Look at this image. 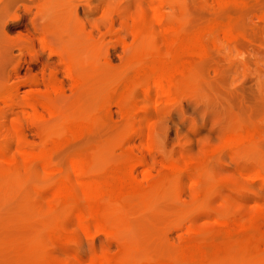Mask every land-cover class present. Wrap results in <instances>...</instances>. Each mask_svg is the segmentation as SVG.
<instances>
[{
	"label": "rangeland",
	"instance_id": "rangeland-1",
	"mask_svg": "<svg viewBox=\"0 0 264 264\" xmlns=\"http://www.w3.org/2000/svg\"><path fill=\"white\" fill-rule=\"evenodd\" d=\"M263 245L264 0H0V264H264Z\"/></svg>",
	"mask_w": 264,
	"mask_h": 264
},
{
	"label": "bare ground",
	"instance_id": "bare-ground-1",
	"mask_svg": "<svg viewBox=\"0 0 264 264\" xmlns=\"http://www.w3.org/2000/svg\"><path fill=\"white\" fill-rule=\"evenodd\" d=\"M157 1H158V0H157ZM160 3H161V2H160ZM211 27H212V26H211ZM180 28H181V27H180ZM172 29H173V28H172ZM232 29H233V28H232ZM169 30H171V29H169ZM173 30H174V31H172V32L174 33L176 40H178V41H180V42L186 40V39H185L186 36H184L183 33H182L181 31H178V30H175V29H173ZM233 30H234V29H233ZM204 31H205V30H204ZM239 31H240V30H239ZM172 32H171V34H172ZM183 32H184V31H183ZM212 32H213V31H212ZM215 32H216V31H215ZM215 32H214V33H215ZM214 33H212V34H214ZM222 33H223V32H222ZM172 35H173V34H172ZM172 35H171V36H172ZM208 35H209V33H208ZM225 35H226V34H225ZM217 37H218V36H217ZM170 39H171V38H170ZM201 39H202V37H201ZM219 39H220V37H219ZM148 40H149V39H148ZM171 40H172V39H171ZM187 40H188V39H187ZM172 41H173V40H172ZM194 41H195V40H194ZM222 41H223V40H222ZM168 42H169V41H168ZM191 42H192V41H191ZM195 42H196V41H195ZM174 43H175V42H174ZM174 43H172L171 46H173ZM192 43H193V42H192ZM190 44H191V43H190ZM197 44H199V42H198ZM200 44H201V43H200ZM200 44H199V47H200L201 50H202V49H203V48H202L203 46H202V44H201V45H200ZM222 44H223V43H222ZM177 45H178V44H177ZM179 45H181V44H179ZM187 45H188V44H187ZM175 46H176V45H175ZM175 46H174V47H175ZM183 46H184V45H183ZM185 46H186V45H185ZM201 46H202V47H201ZM151 47H152V46H151ZM196 47H197V45H196ZM196 47H191V49L193 48V51H194L195 49H198V48H196ZM176 48H177V47H176ZM151 49H153V47H152ZM154 49H155V48H154ZM185 49H186V47H185ZM191 49H190L189 53L192 51ZM179 50H180V49H179ZM188 50H189V49H188ZM203 50H204V49H203ZM155 51H156V50H155ZM193 51H192V54L190 53L191 55H193V53H195V52H193ZM207 51H208V50H207ZM202 52H205V51H202ZM190 54H189V55H190ZM168 55H169V54L162 55V56H168ZM196 55H197V51H196V54H194L193 56H196ZM197 57H198V55H197ZM199 58H200V57H199ZM159 60H160V59H159ZM161 61H162V60H161ZM184 62H185V61H184ZM168 64H169V63H168ZM170 64H171V63H170ZM175 65H176V64H175ZM175 65H174V66H175ZM180 65H181V64H180ZM174 66H173V67H174ZM156 67H157V66H156ZM173 67H172L171 69H173ZM149 69L151 70V68H149ZM153 69H154V72H155V69H156V68H153ZM165 69H166V68H165ZM168 69H169V68H168ZM187 69H188V68H187ZM157 70H158V69H157ZM157 70H156V71H157ZM176 70H178V69H176ZM167 71L171 74V75L168 74L169 76H172V75H173V74L170 72L171 70H167ZM181 71H182V70H180V69H179L178 71H175V70H174V73L176 74V72H177V74L182 75V72H181ZM191 71H192V70H191ZM157 72L159 73V71H157ZM179 72H181V73H179ZM198 72H199V71H198ZM152 73H153V72H152ZM155 74H156V73H155ZM155 74H153V76H155V77L157 78V76H156L157 74H156V75H155ZM188 74H189V73H188ZM159 76H160V75H159ZM159 76H158V77H159ZM160 77H161V76H160ZM160 77H159V78H160ZM201 77H202V76H201ZM162 78H163V77H162ZM166 79H167V81H165V83H166V82H168L169 84L172 83V82L168 81L169 79L167 78V75H166ZM166 79L164 78L163 80H166ZM193 79H194V78H193ZM152 80H153V82H154L155 85H158V86L153 85L154 87H156L155 89H157V87H158L159 90H160V92H161L160 95L165 96V98H167V94H166V93L168 92V89H169V86H170V85H169V84H168V85L166 84L167 92L165 93V91H164V93H163L162 91H163L164 89L162 90V87H161L162 85L160 86V84H158V82H157V84L155 83V81H156V80L158 81L159 79L157 78V79L154 80V79L152 78L151 81H152ZM75 81H76V80H75ZM195 82H196V81H195ZM159 83H161V82H159ZM152 84H153V83H152ZM94 85H95V84H94ZM171 85H172V84H171ZM90 86H91V85H90ZM96 86H97V85H96ZM96 86H95V87H96ZM49 87H50V86H49ZM154 87H153V88H154ZM160 87H161V89H160ZM93 88H94V87H93ZM93 88H91V89H93ZM97 89H98V88H97ZM91 91H92V90H91ZM155 91H156V90H155ZM144 92H145V91H144ZM153 92H154V91H153ZM153 94H154V93H153ZM163 94H166V95H163ZM93 95H94V94H93ZM168 95H169V94H168ZM155 96H156V94H155ZM44 100H45V99H44ZM169 101H170V100H169ZM45 102H46V101H45ZM154 102H155V101H154ZM41 104H43L42 106H44V107L46 108L47 105L45 106L44 102H41ZM33 112H34V111H33ZM81 116H82V115H81ZM35 117H36V116H35ZM60 117H63V116H60ZM39 118H40V117H39ZM69 118H70V116H69ZM78 120H79V119H78ZM78 120H77V121H78ZM64 123H65V122H64ZM76 125H77V124H76ZM60 127H61V126H60ZM69 133H70V132H69ZM14 138H15V137H14ZM49 140H50V139H49ZM230 140H231V139H230ZM228 141H229V140H228ZM234 141H235V140H234ZM15 142H16V141H15ZM236 142L239 143V140H237ZM236 142H235V143H236ZM229 143H231V142H228V146L230 145ZM237 143H236V144H237ZM234 146H235V145H234ZM40 150H41V149H40ZM41 151H42V150H41ZM94 151H95V150H94ZM26 152H27V155H25V154H26L25 151H24V152L21 151V153H19V152H18V153L20 154V156H21V154L23 153L22 155H23L24 157H26V156L28 157L29 152H31V154L34 153L33 151H27V150H26ZM35 153H37V154H35ZM35 153H34V156H33V154H32V155H29V156H31V157H38V158L40 159V156L43 154V152H42V154L40 155V152H39V151H38V152H35ZM35 155H39V156H35ZM18 156H19V155H18ZM18 156H17V158H18ZM27 157H26V158L21 157V158H22V160L24 161V160L29 159V158H27ZM41 157H42V156H41ZM11 158H12V157H11ZM11 158H10V159H11ZM19 158H20V157H19ZM19 158H18V159H19ZM21 158H20V159H21ZM38 158H37V159H38ZM12 159L14 160V158H12ZM2 160H3V159H2ZM13 160H12L11 162H13ZM48 160H50V159H48ZM48 160H47V162H48ZM42 161H43V160H42ZM8 162L10 163V160H8ZM18 162H19V161H18ZM25 162H26V161H25ZM6 163H7V162H6ZM44 164H45V163H44ZM135 165H136V164H135ZM12 166H13V165H12ZM76 168H77V167H76ZM171 168H172V167H171ZM174 169H175V167L173 168V170H174ZM194 171H195V170H194ZM76 172H77V171H76ZM87 172H88V171H87ZM257 173H258V172H257ZM75 175H76V174H75ZM163 180H165V179H163ZM136 181H137V180H136ZM85 182H86V181H85ZM94 183H95V182H94ZM94 183L89 182L87 185L90 186V185L92 184V186H93ZM168 184H169V183H168ZM85 185H86V184H85ZM85 185H84V183L81 184V185H80V189H79L80 191L78 190V192H82L83 195L85 194V190H86V188H85L86 186H85ZM99 185H101V184L99 183ZM81 186H84V189H85V190L82 189L83 187H81ZM89 186H88V187H89ZM92 186H90L89 189L87 188V191L90 190V188H94V187H95V188H97V187L101 188V187H102V186H101V187H100V186H97V183H96V185L94 184L93 187H92ZM96 186H97V187H96ZM172 186H173V185H172ZM62 187H63V186H62ZM64 188H67V186L65 185ZM95 188H94V189H95ZM103 188H104V186H103ZM73 189H74V188H73ZM81 189H82V190H81ZM104 189H105V188H104ZM104 189H103L102 191H104ZM168 189H169V188H168ZM74 190H75V189H74ZM83 190H84V191H83ZM112 190H113V188H112ZM114 190H115V189H114ZM118 190H119V189H118ZM64 191H65L66 193L69 192L68 189H67V190H66V189L63 190V192H64ZM87 191H86V194H87ZM95 191H98V190H97V189L93 190V193H94ZM105 191H106V190H105ZM147 191H148V190H147ZM75 192H76V191H75ZM78 192H77V193H78ZM88 192H89V191H88ZM91 192H92V191H91ZM98 192H100V191H98ZM114 192H115V191H114ZM116 192H117V191H116ZM119 192H120V191H119ZM66 193H65V195H70V199H71L72 201L75 200V196L77 195L76 193H74V194H76L75 196H74V194H73L71 191H70L69 193H67V194H66ZM95 193H97V192H95ZM95 193H94V194H95ZM100 193H102V192H100ZM117 193H118V192H117ZM209 193H210V192H209ZM80 194H81V193H80ZM86 194H85V195H86ZM88 194H90V193H88ZM91 194H92V193H91ZM102 194H103V193H102ZM102 194H101V195H102ZM105 194H106V193H105ZM105 194H103V195H105ZM113 194H114V193H113ZM120 194L123 195L122 192H121ZM62 195H64V193H63ZM65 195H64V196H65ZM78 195H79V193H78ZM85 195H84V196H85ZM95 195H96V194H95ZM101 195H100V196H101ZM90 196H91V195H90ZM97 196H99V195L97 194ZM97 196H96V197H97ZM112 196H113V195H112ZM79 197H80V196H79ZM79 197L77 196L76 198L79 199ZM88 197H89V196H88ZM88 197H86V198L88 199ZM121 197H122V196H121ZM144 197H145V196H144ZM156 197H157V196H156ZM63 198H64V197H63ZM82 198H83V196H82ZM82 198L79 199V200L83 201ZM102 198H104V201H105V199H107L106 196H105V197L103 196ZM114 198H115V197H114ZM121 199H122V198H120L119 200L121 201ZM153 199H154V198H153ZM63 200H64V199H63ZM92 200H93V199H92ZM145 200H146V199H145ZM65 201H66V200H65ZM101 201H102V200H101ZM101 201L99 200L98 202H101ZM104 201H103V202H104ZM61 202H63V201H61ZM92 202H93V201H92ZM80 203H81V205H82V202H80ZM67 204H68V203L66 202V204H64V205H67ZM64 205H63V207H64ZM69 205H70V204H69ZM95 206H96V205H95ZM68 207L70 208L71 206H67V208H66V209H68V211H70L71 208H70V210H69ZM81 207H82V206H81ZM64 208H65V207H64ZM121 208H122V206H121ZM82 209H83V208H82ZM68 211L66 210V213H67V214H68ZM77 212H78V211H77ZM84 212H85V211H84ZM80 213H81V212H80ZM123 213H124V212H123ZM77 214H79V213H77ZM77 214H74V216H75V217H74V220L76 219ZM85 214H86V213H85ZM127 214H128V213H127ZM94 215H95V214H94ZM98 215H99V214H98ZM80 217H81V216H79V218H80ZM84 217L90 218V216L88 217V216H86V215H84L82 218H84ZM77 218H78V217H77ZM79 218H78L76 221H77V223L79 224V227H80L81 229H82V227H83V233H85L84 230H86V229L84 228V226H82V225H83L82 223H79V222H80V219H79ZM82 218H81V219H82ZM83 220H84V219H83ZM83 220H81V221H83ZM78 221H79V222H78ZM93 221H94V220H93ZM96 222H97V221H96ZM96 222H94L95 225H96ZM223 222H224V221H223ZM225 223H226V222H224V224H225ZM237 223H238V222H237ZM81 224H82V225H81ZM224 224H223V225H224ZM80 225H81L82 227H81ZM86 225H87V224H86ZM90 225H91V224H90ZM99 225H100V224H99ZM236 225H238V224L235 223L234 226H236ZM239 225H241V227H242V224H239ZM239 225H238V228H239ZM243 225H244V224H243ZM92 226L94 227V225H92ZM244 226H245V225H244ZM86 227H87V226H86ZM93 227H91V228L93 229ZM241 227H240V228H241ZM94 228H98V226L96 225V227H94ZM243 228H249V227L247 226V227H243ZM243 228H242V229H243ZM87 229H88V228H87ZM227 230H228V229H227ZM87 232H88V230H87ZM227 232H228V231H227ZM207 234H208V233H207ZM250 235H251V233H250ZM251 236H253V235H251ZM198 237H199V236H198ZM246 237H247V236H246ZM228 239H229V238H228ZM245 239H246V238H245ZM245 239L242 238L240 241H242V240H244V242L247 241V240H245ZM251 239H253V238H251ZM231 240H232V239H231ZM235 241L237 242V239H236V240H233V242H234L233 245L238 246L237 243H236ZM240 241H239V242H240ZM242 242H243V241H242ZM242 242H241V245L243 244ZM227 244H228V243H227ZM230 244H231V243H230ZM252 244H253V243H252ZM236 246H233V247L231 246V247H232V252L236 249ZM250 246H251V245H250ZM250 246H249V247H250ZM252 246H253V245H252ZM254 246H255V245H254ZM254 246H253V248H254ZM231 247H230V248H231ZM234 247H235V248H234ZM238 247H240V246H238ZM238 247H237V249H239ZM263 247H264V245H263ZM230 248H229V249H230ZM241 248H242V249H241L242 251L240 250V252L243 253V254H242V256H243L244 253H245L244 251H245L246 249H243V246H241ZM244 248H246V247H244ZM253 248H252V249H253ZM189 249H190V248H189ZM213 249H215V247H214ZM216 249H217V248H216ZM229 249H228V250H229ZM237 249L235 250V253L238 251ZM190 250H191V249H190ZM198 250H199V249H198ZM198 250H197V251H198ZM243 250H244V251H243ZM254 250H256V248H254ZM199 251H200V250H199ZM199 251H198V252H199ZM212 251H214V250H212ZM229 251H230V250H229ZM229 251H228V253H229ZM198 252H197V253H198ZM226 252H227V251H226ZM226 252H225L224 257L229 256V257H227V258L230 259L232 256L228 255ZM240 252H239V253H240ZM199 253H200V252H199ZM230 253H231V252H230ZM237 253H238V252H237ZM237 253H236V255H237ZM239 253H238V254H239ZM248 253H249V250H248ZM248 253H247V257H248ZM208 254H209V253H208ZM226 254H227V256H226ZM256 254H257V253H256ZM198 255H199V254H198ZM239 255L241 256V254H239ZM260 255H263V253H262V254L260 253ZM199 256H200V255H199ZM214 256H216V255H214ZM204 257H205V256H204ZM219 257H220V256H219ZM224 257H223V258H224ZM234 257H235V256H234ZM236 257H237V258H235V260L237 259L236 261H237V262L239 261L238 263H240V264H242L243 261L245 260V258H244L243 261H242V258L239 257V259H238V256H236ZM255 257H256V256H255ZM262 257H263V256H262ZM102 258H103V260L105 259V257H102ZM102 258H101V259H102ZM220 258H222V257H220ZM257 258H259V257H257ZM257 258H256V260H258ZM231 259L234 260V258H231ZM240 259H241V261H240ZM254 259H255V258H254ZM254 259H253V260H254ZM263 259H264V258H263ZM235 260H234V261H235ZM34 261H35V260H34ZM99 261H100V257H99ZM99 261H98V262H99ZM104 261L107 262L106 259H105ZM118 261H119V260H118ZM236 261H235V262H236ZM254 261H255V260H254ZM31 262H32V261H31ZM100 262H101V261H100ZM244 262H245V261H244ZM248 262H249V261H248ZM257 262H258V261H257ZM257 262H256V263H257ZM81 263H82V262H81ZM223 263H224V262H223ZM244 264H245V263H244ZM253 264H255V262H254ZM259 264H260V263H259Z\"/></svg>",
	"mask_w": 264,
	"mask_h": 264
}]
</instances>
